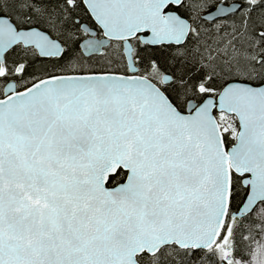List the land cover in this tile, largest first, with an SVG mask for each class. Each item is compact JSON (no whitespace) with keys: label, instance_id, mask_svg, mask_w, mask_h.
Segmentation results:
<instances>
[{"label":"snow or ice","instance_id":"6c2138e0","mask_svg":"<svg viewBox=\"0 0 264 264\" xmlns=\"http://www.w3.org/2000/svg\"><path fill=\"white\" fill-rule=\"evenodd\" d=\"M0 264H264V0H0Z\"/></svg>","mask_w":264,"mask_h":264}]
</instances>
